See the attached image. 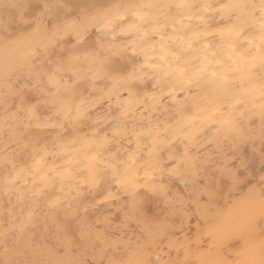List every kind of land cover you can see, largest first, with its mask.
<instances>
[{
  "label": "clouds",
  "instance_id": "obj_1",
  "mask_svg": "<svg viewBox=\"0 0 264 264\" xmlns=\"http://www.w3.org/2000/svg\"><path fill=\"white\" fill-rule=\"evenodd\" d=\"M0 264H264V0H0Z\"/></svg>",
  "mask_w": 264,
  "mask_h": 264
}]
</instances>
